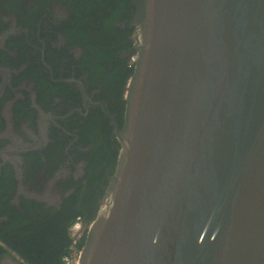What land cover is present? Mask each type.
Returning <instances> with one entry per match:
<instances>
[{"label":"water","instance_id":"water-1","mask_svg":"<svg viewBox=\"0 0 264 264\" xmlns=\"http://www.w3.org/2000/svg\"><path fill=\"white\" fill-rule=\"evenodd\" d=\"M129 2L117 159L78 264H264V0Z\"/></svg>","mask_w":264,"mask_h":264},{"label":"flooded vegetation","instance_id":"flooded-vegetation-1","mask_svg":"<svg viewBox=\"0 0 264 264\" xmlns=\"http://www.w3.org/2000/svg\"><path fill=\"white\" fill-rule=\"evenodd\" d=\"M120 1L0 0V264H26L14 236L38 258L41 231L55 249L66 222L84 238L96 216L136 43Z\"/></svg>","mask_w":264,"mask_h":264},{"label":"trees","instance_id":"trees-1","mask_svg":"<svg viewBox=\"0 0 264 264\" xmlns=\"http://www.w3.org/2000/svg\"><path fill=\"white\" fill-rule=\"evenodd\" d=\"M125 2L129 4L127 0ZM122 5L125 6V4H123V1L121 0L120 6ZM130 7L131 8L128 11V13L132 10V6ZM126 66H125V74L123 76V81H122L123 92H124V87L126 85V81L128 80V78L130 77L132 73V66L128 68ZM76 216H74L72 219L66 222L64 226L63 239L58 244V247H56L55 249H54V246L50 248L51 244L46 239L45 232L44 231L40 232L41 238L39 237V242H40L41 247L42 245L45 246L46 250H40L41 256L38 258H35V256H33V249L30 247V245L33 242V239L29 240L30 239L29 234L14 236V241L8 242L9 249L18 252L23 257L26 264H60L62 256L67 253L68 248L70 246L71 239H70V234H69L68 229L71 226V224L74 222V218ZM82 242H83V237L77 243V246L79 249H81L82 247V244H83Z\"/></svg>","mask_w":264,"mask_h":264},{"label":"built area","instance_id":"built-area-1","mask_svg":"<svg viewBox=\"0 0 264 264\" xmlns=\"http://www.w3.org/2000/svg\"><path fill=\"white\" fill-rule=\"evenodd\" d=\"M80 225L81 223L78 220L71 224L69 228L71 243L67 253L62 256L60 264H78L80 249L77 243L83 237L80 232Z\"/></svg>","mask_w":264,"mask_h":264}]
</instances>
